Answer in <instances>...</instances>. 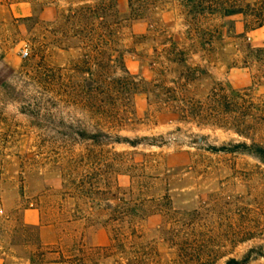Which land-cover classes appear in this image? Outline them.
Listing matches in <instances>:
<instances>
[{
    "label": "rangeland",
    "instance_id": "rangeland-1",
    "mask_svg": "<svg viewBox=\"0 0 264 264\" xmlns=\"http://www.w3.org/2000/svg\"><path fill=\"white\" fill-rule=\"evenodd\" d=\"M98 1L0 0V264H202L209 256L226 264L252 249L249 264H264L255 256L264 254V162L213 150L264 145V58L246 57L247 47L264 49V26L250 30L243 15L227 16L226 0H144L136 19H128V0H118L128 19L122 43L136 51L128 63L133 75L154 78L152 58L170 46L168 37L194 44L190 66L205 72L191 95L205 102L222 83L243 91L254 118L244 137L150 110L138 94L139 121L112 133L121 143L94 145L76 135L84 127L93 133L94 117L48 92L35 68L48 64L68 73L81 60L84 46L65 38L70 28L54 21L71 6ZM227 33L232 38L219 39ZM177 71L173 77L184 68ZM84 176L106 192L78 196L73 183ZM106 199L144 202L135 212L137 248L105 250L112 244L103 223ZM91 209L98 218L87 217Z\"/></svg>",
    "mask_w": 264,
    "mask_h": 264
},
{
    "label": "trees",
    "instance_id": "trees-1",
    "mask_svg": "<svg viewBox=\"0 0 264 264\" xmlns=\"http://www.w3.org/2000/svg\"><path fill=\"white\" fill-rule=\"evenodd\" d=\"M128 2V19H136L142 12L145 1ZM226 5L229 9L227 16L243 15L246 28L256 30L264 26V3L262 7L256 8L249 3L240 5L236 0H226ZM128 19L120 13L118 0H99L95 4L85 3L75 8L71 6L60 12L54 21L61 27L70 28L71 31H65L68 33L65 38L83 45L85 53L69 70V74L63 68L39 63L35 68V75L48 92L64 97L69 103L94 117L97 123L94 132L90 133L84 127L76 134L78 137L84 141H92L94 145H105L107 140L121 143L120 137H113L112 133L139 121L135 110V97L138 94L145 95L150 110L173 114L181 121L210 124L247 136L245 130L251 129L254 113L243 91L217 83L205 102L191 95L194 82L199 79L200 73L205 72L199 65L194 68L190 66L191 58L196 54L194 44L186 47L174 37H168L170 46L156 50L152 58L154 78L145 80L133 75L128 63L134 58L136 51L123 45L121 32ZM229 34L231 33L221 35L219 39L232 38ZM188 37L192 35L188 33ZM209 37L210 43L216 39L214 34ZM246 57L251 60L264 58V49L247 47ZM180 67L184 71L179 72L178 77H173ZM130 144L137 146L135 142ZM213 150L246 153L264 162V145L256 142H240L232 148ZM85 155L90 156L81 155L83 159H86ZM93 180L84 176L79 183H73L76 185L77 195L90 197L96 192H106L98 189L100 183ZM106 200L105 207L108 211L105 216L108 219L103 223L112 235V244L105 250L124 254L137 248L138 244L134 239L139 232L140 223L136 219L139 215L135 212L143 210L144 202L132 205L129 201L120 204L111 203V199ZM99 211L103 212L104 209ZM86 215L88 218H98L92 209ZM255 252L256 249H252L242 260L229 259L226 264H249L256 258L253 257ZM255 256L264 258V254ZM214 258L209 256L199 260L202 264H214Z\"/></svg>",
    "mask_w": 264,
    "mask_h": 264
},
{
    "label": "built area",
    "instance_id": "built-area-1",
    "mask_svg": "<svg viewBox=\"0 0 264 264\" xmlns=\"http://www.w3.org/2000/svg\"><path fill=\"white\" fill-rule=\"evenodd\" d=\"M24 57H26L27 56V53H24V55H23Z\"/></svg>",
    "mask_w": 264,
    "mask_h": 264
}]
</instances>
